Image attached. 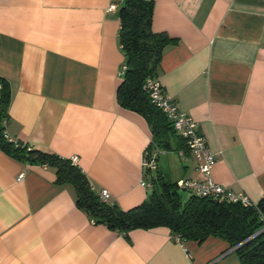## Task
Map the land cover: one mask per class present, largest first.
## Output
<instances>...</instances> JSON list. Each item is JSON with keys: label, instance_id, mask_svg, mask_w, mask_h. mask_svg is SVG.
Returning <instances> with one entry per match:
<instances>
[{"label": "crops", "instance_id": "crops-1", "mask_svg": "<svg viewBox=\"0 0 264 264\" xmlns=\"http://www.w3.org/2000/svg\"><path fill=\"white\" fill-rule=\"evenodd\" d=\"M122 3L0 0V78L10 88L7 138L76 158L93 189L126 211L149 191L141 183L151 134L116 99ZM152 30L176 40L164 49L156 80L215 156L212 181L257 204L264 197V0H153ZM153 156L154 170L171 182L201 177L189 154ZM0 264L239 260L218 238L179 241L164 227L124 237L94 225L51 169L0 149Z\"/></svg>", "mask_w": 264, "mask_h": 264}, {"label": "trees", "instance_id": "trees-1", "mask_svg": "<svg viewBox=\"0 0 264 264\" xmlns=\"http://www.w3.org/2000/svg\"><path fill=\"white\" fill-rule=\"evenodd\" d=\"M152 15L153 0H123L118 11V40L124 65L117 103L146 121L151 134L149 155L169 150L190 155L185 140L174 132L145 88L147 80L156 79L164 49L176 42L167 34L152 30ZM9 101L8 82L0 78V149L19 162L51 169L57 185L72 188L77 208L92 224L103 225L124 237L133 230L164 227L179 241L202 243L209 237L218 238L234 249L239 264H264V197L254 207L198 197L179 190L176 182L169 181L160 172L144 169L150 194L138 206L123 211L115 203L101 200L71 159L9 141L3 123ZM181 192L187 197L183 198Z\"/></svg>", "mask_w": 264, "mask_h": 264}, {"label": "built area", "instance_id": "built-area-1", "mask_svg": "<svg viewBox=\"0 0 264 264\" xmlns=\"http://www.w3.org/2000/svg\"><path fill=\"white\" fill-rule=\"evenodd\" d=\"M122 73L123 68L119 75L121 76ZM145 88L151 102L161 110L166 119L171 123L174 132L185 140L190 155L196 162L197 172L201 176L200 179L180 180L176 183L177 188L198 197H211L230 203H238L243 207H254L255 204L244 194L235 193L212 181L210 173L216 159L209 151L202 134L199 133L196 122L190 116L177 109L173 100L164 94L161 85L156 79L147 80ZM5 137L7 138L6 135ZM8 140L17 143L16 140ZM153 158V154L149 155L147 150L143 153L142 166L144 169L153 170L155 168ZM71 161L76 164V158H71ZM18 179H22V175H19ZM141 185L147 188L150 187L146 181H143ZM99 196L101 200L109 201V193L106 190H101ZM262 220L264 221L263 218ZM262 231H264V226Z\"/></svg>", "mask_w": 264, "mask_h": 264}, {"label": "rangeland", "instance_id": "rangeland-1", "mask_svg": "<svg viewBox=\"0 0 264 264\" xmlns=\"http://www.w3.org/2000/svg\"><path fill=\"white\" fill-rule=\"evenodd\" d=\"M167 174H168V173H167ZM167 178H168L169 180H171L169 174H168ZM149 194H150V191L147 192V195H149ZM181 194H182L183 198H186V197H187V194H186V193L181 192Z\"/></svg>", "mask_w": 264, "mask_h": 264}]
</instances>
